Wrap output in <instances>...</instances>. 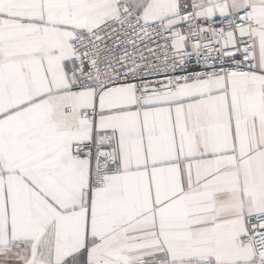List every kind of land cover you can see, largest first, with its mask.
Listing matches in <instances>:
<instances>
[{
	"label": "snow or ice",
	"instance_id": "6c2138e0",
	"mask_svg": "<svg viewBox=\"0 0 264 264\" xmlns=\"http://www.w3.org/2000/svg\"><path fill=\"white\" fill-rule=\"evenodd\" d=\"M0 264H264V0H0Z\"/></svg>",
	"mask_w": 264,
	"mask_h": 264
}]
</instances>
